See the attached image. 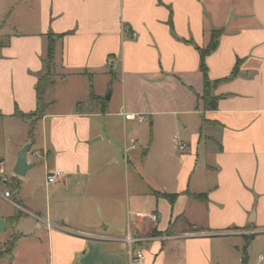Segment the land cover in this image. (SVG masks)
I'll use <instances>...</instances> for the list:
<instances>
[{
  "label": "crops",
  "instance_id": "1",
  "mask_svg": "<svg viewBox=\"0 0 264 264\" xmlns=\"http://www.w3.org/2000/svg\"><path fill=\"white\" fill-rule=\"evenodd\" d=\"M212 31L217 46L204 59L213 109L199 52ZM48 33L61 35L54 83L33 125ZM19 127L21 139L10 134ZM0 131V264H83L96 248L130 264L127 236L141 239L132 248L142 264H264V0H0ZM131 139L137 146L125 152ZM25 143L32 166L20 177ZM119 164L125 228L79 227L22 194L34 169L49 200ZM55 170L65 176L47 184ZM106 177L116 205L118 178Z\"/></svg>",
  "mask_w": 264,
  "mask_h": 264
},
{
  "label": "rangeland",
  "instance_id": "2",
  "mask_svg": "<svg viewBox=\"0 0 264 264\" xmlns=\"http://www.w3.org/2000/svg\"><path fill=\"white\" fill-rule=\"evenodd\" d=\"M60 95L68 93V90H58ZM109 95L110 90H107L104 98ZM119 102L116 92L111 105L116 106ZM34 122V120H33ZM23 128L17 129L12 128L10 134L14 138L21 139L23 137ZM8 133V132H7ZM22 133V134H21ZM5 133L0 131V145H5ZM105 147L98 150L102 153ZM114 171L118 178L114 185L115 198L118 200L116 205L111 204L110 198V185L107 181V175L109 171ZM100 171L97 175H93L89 180L82 181L83 183L78 186L77 190H69L68 192H59V197L65 196V198H50L45 199L44 196V182H43V171L41 169H34L30 174L32 181L24 185L22 188V194L26 197L30 196V193H35L34 202L39 204L44 210L47 208L52 214H60L69 218L71 222L79 227L87 228L93 222L102 223L106 225L111 223L113 226L118 228H125L126 225V207H125V196L127 195L125 185V170L123 165L114 166L113 169H106ZM108 187H107V186ZM113 185V183H111ZM61 190V189H60ZM101 208V211L98 209ZM83 228V229H84ZM115 256L112 257L110 251L93 249L89 251L88 255L82 259L83 264H114Z\"/></svg>",
  "mask_w": 264,
  "mask_h": 264
},
{
  "label": "trees",
  "instance_id": "3",
  "mask_svg": "<svg viewBox=\"0 0 264 264\" xmlns=\"http://www.w3.org/2000/svg\"><path fill=\"white\" fill-rule=\"evenodd\" d=\"M219 32L212 31L211 33V40L205 49H199L200 52V69L203 73V81H204V95L203 100L205 102V105L211 109L215 108L216 101L215 98H213L210 93V82L207 78V69L205 65V56L210 53L215 47L217 46V38H218ZM61 35L48 33L47 34V47H46V53L45 58L43 61L44 67L41 75H39L37 83H36V94H37V109L36 111L30 113L27 115V117L34 118V122L44 113L46 107L48 104L44 101V94L48 87H50L53 83V76H54V65H53V58H54V45H55V38H60ZM236 74V68L231 73L230 77H233ZM229 77V78H230ZM228 79V78H227ZM91 98H95V95L91 93ZM15 116L19 118H24V114L16 111ZM33 122V125H34ZM33 127L30 129V135H32ZM9 185V188L17 191L19 189V183L17 181L11 182ZM157 196H161L166 198L169 202H173L175 198L177 197L176 193L169 194V193H155ZM195 198H204V194H197L194 195ZM21 216V211L16 210L15 214L12 217V220H17ZM253 236V234L248 235L245 239L247 241L250 240V238Z\"/></svg>",
  "mask_w": 264,
  "mask_h": 264
},
{
  "label": "built area",
  "instance_id": "4",
  "mask_svg": "<svg viewBox=\"0 0 264 264\" xmlns=\"http://www.w3.org/2000/svg\"><path fill=\"white\" fill-rule=\"evenodd\" d=\"M123 117L125 119H136L138 122H142L144 120V116H142V115L134 116L131 113H123ZM174 139L177 140L178 136H174ZM136 146H137L136 140L131 139L129 141V143L127 144V146L125 147V152L136 148ZM178 146H179L180 150L185 149V144H183V143H178ZM64 176H65V174L63 172H61L59 170H55V171H52V172H49L46 174V182H47V184L55 185V184L59 183V181ZM4 196L6 198H8L10 196V193L5 192ZM246 233L251 234L253 232L250 231V232H246ZM139 240H141V239L134 238L131 236H127V238H126V241L128 243V252L130 255V264H142L144 259H145V255L142 251H139V250L136 251L132 248V244L135 243L136 241H139Z\"/></svg>",
  "mask_w": 264,
  "mask_h": 264
},
{
  "label": "water",
  "instance_id": "5",
  "mask_svg": "<svg viewBox=\"0 0 264 264\" xmlns=\"http://www.w3.org/2000/svg\"><path fill=\"white\" fill-rule=\"evenodd\" d=\"M109 98L108 96L106 97ZM29 143H25L19 150L18 157L15 163V166L13 168V173L17 176L23 177L25 175V172L31 168V164L27 162L26 154L29 150ZM248 261V255L246 252H244L243 257L241 258L242 263H247Z\"/></svg>",
  "mask_w": 264,
  "mask_h": 264
}]
</instances>
